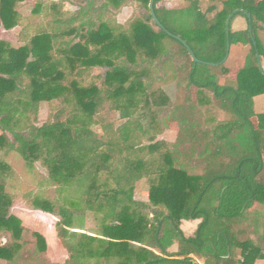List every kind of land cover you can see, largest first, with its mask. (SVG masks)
<instances>
[{"label":"trees","instance_id":"trees-1","mask_svg":"<svg viewBox=\"0 0 264 264\" xmlns=\"http://www.w3.org/2000/svg\"><path fill=\"white\" fill-rule=\"evenodd\" d=\"M24 1L0 0V32L18 28L20 43L0 40V261L48 264L44 236L30 231L27 239L11 213L17 189L4 152L19 154L29 167L39 162L48 172L38 188H53V199L39 192L19 197L57 219L56 238L67 253L62 264L263 261L264 113L255 115L256 125L251 118L254 98L264 95L258 38L264 0H208L205 12L199 0L179 9L154 0L160 26L150 0H133L147 13L120 33L103 20L84 21L97 13L89 5L67 12L37 0L23 16ZM121 2L105 0L100 9ZM239 15L247 29L231 32ZM227 45L229 53L234 45L248 47L234 87L220 83L228 72L221 64ZM173 84L210 92L228 120L207 125L201 101L187 93L171 112L179 126L174 141L159 139L163 126L155 111L171 105L164 88ZM42 103L48 115L39 125ZM113 112L119 125L100 117ZM97 116L100 133L91 129ZM143 182L147 187L139 194ZM143 193L146 200L137 199ZM89 215L97 228H86ZM193 220L200 223L186 237L181 222ZM173 238L178 250L169 253Z\"/></svg>","mask_w":264,"mask_h":264},{"label":"rangeland","instance_id":"rangeland-1","mask_svg":"<svg viewBox=\"0 0 264 264\" xmlns=\"http://www.w3.org/2000/svg\"><path fill=\"white\" fill-rule=\"evenodd\" d=\"M35 1L37 0H25L22 3L21 8H20L21 15L23 16L30 15V11L35 5ZM41 1L51 2V0H41ZM162 1H163V4L167 8H172V9L174 8L179 9V8L187 7L191 2V0H162ZM68 2H70L71 5L73 6L72 10L74 12L77 11L80 7H83V6L85 7L87 5H89L90 9L94 8V10L97 12L96 15L95 14L86 15L83 17L84 21H87L88 19H92L94 20V23L97 25L99 20H103L107 22L109 26L114 28L115 32H118V33L123 32L125 30L126 31L129 30L130 25L134 21L142 20L147 13V10L144 7L137 4L133 0H122V2L119 4L118 7H113V6L108 5L106 9H100L102 8L103 3H105V0H68ZM202 4H203V8H205L207 5V2L205 0H202ZM232 28H233V24H231V29ZM18 31H19L18 28L12 31L1 30L0 40L10 44L11 46H19L20 43L17 40ZM232 56L233 54L231 55V57ZM106 71H107L106 68H102L98 70V73H101V75H104ZM223 85L234 87L235 82H233L232 80H228ZM164 90L171 101L170 103L171 105L155 111V115L157 116V118L159 119V121L161 122L163 126V134L160 136V138H164L170 142L174 141L175 134L179 126H178V123L171 121V112L173 111L174 107L181 105L184 102L185 95L187 93H189L192 99L201 101L199 104V109L204 114V122L207 125L215 126L218 123L228 120L227 116L221 110H219L216 104L213 102L212 94L208 91L200 90L196 87H191L189 91H185L183 87L177 86L175 84L165 87ZM261 99H262V96L256 98L255 101L259 100V102L256 101V104L253 105L254 116L251 118L253 125H256L255 115H257L259 111L264 109V108H261L263 104V100ZM47 115H48V105L46 103H42L40 105V110H39V125L46 122ZM100 117L103 120L114 123L115 125H119L121 123L120 118H119L120 117L119 113L117 112L104 113ZM100 122L101 120L99 119V116H97L92 124L91 129L95 131L96 133H100L101 131ZM3 157L8 162L11 168V172H10L11 184L14 188L17 189L15 192L16 200L13 206L14 213L15 215H18L17 217L23 218L24 221L21 218L19 219L21 220L23 227L28 231L27 239L30 238V233H29L30 231L37 232L34 228L38 229L37 226L39 225H34V223H35V219H39L43 221L45 223V226L49 229L50 234H48V236H49V239L51 240V237L53 234V231H52V227L54 224L53 221L55 220H53L51 216L45 213L41 214V213L36 212V210L33 208H31L33 210H30L29 209L30 207H27L24 203V200H22L19 197L20 194L23 195L28 192H34V193L39 192L44 197L48 199H53L55 197V191L53 190V188H46V189L38 188L39 181L46 178L48 176V172L46 171L44 166L39 162L36 163L33 167L27 166L22 160V157L15 152H4ZM146 187H147V183L143 182L138 187L137 193L140 194L142 191L146 189ZM74 191L75 189L72 190V193ZM139 194L137 196V199L140 198ZM86 219H87V223H86L87 229H94L98 227V222L96 220L97 218H95L92 215H89L86 217ZM172 240H173V244L177 243L174 238ZM46 243H47V240H46ZM173 244L171 245V247L173 246ZM51 246H52L51 251H52V254L54 255L49 256L48 253H46L44 257L45 262L48 264H51V263H56V261H62L64 258L58 259L59 254L61 253L59 248L56 250H53L54 249L53 243H51ZM196 261L198 262V264H202V260L197 259ZM1 264H4V263H1Z\"/></svg>","mask_w":264,"mask_h":264},{"label":"crops","instance_id":"crops-1","mask_svg":"<svg viewBox=\"0 0 264 264\" xmlns=\"http://www.w3.org/2000/svg\"><path fill=\"white\" fill-rule=\"evenodd\" d=\"M191 1H193V0H191ZM199 1H200L201 10L203 12H205L206 9L208 8V6L211 5L208 0H205L207 2V5H206L205 8H203L202 0H199ZM51 2L56 3V4H59L61 11L74 12L72 10V7L73 6L71 5L70 2H68V0H51ZM231 24H233V28L231 29V32H239V31H244V30L247 29V22H246L245 18L243 16H240V15L239 16H236L235 18H233V20L231 21ZM230 28H231V25H230ZM258 38H259L261 44L264 47V31H262V30L258 31ZM247 52H248V47L247 46L234 45V46L231 47L230 53H229L228 58L226 60V67H227L228 72H227L226 75H224L221 78V81H220V83L222 85L225 84L226 81H228V80H232L233 82H235V77H236L237 73L244 66L245 58L247 56ZM232 54H233V56L231 57ZM258 97H261V96H258ZM258 97H256V98H258ZM256 98H254V100H253L254 105L256 104V101L259 102V100H256L255 101ZM261 100H263V104H262L261 108H264V95H262V99ZM254 110H255V108H254ZM262 110H264V109H262ZM262 110L259 111L257 114H263L264 111H262ZM159 139H164V138H160L159 137ZM164 140H166V139H164ZM144 194L145 193H143L141 195V197H140L141 201H145L146 198H147L146 197L147 195L145 194L146 195L145 196ZM12 209L13 210H11V213L13 215H15V213H14V207ZM22 209H24V208H22ZM29 209L30 210H33L31 208H29ZM36 212L41 213V214L43 213V212L38 211V210H36ZM47 215H49V214H47ZM15 216L17 217L18 215H15ZM49 216H51V215H49ZM51 217L53 218V220H55V221H53L54 224H53V227H52V231H53V234H52V237H51V240L52 241L49 239V236H48V234H50V231L45 226V223L43 221H41L39 219H35L34 225H39V226H37L39 230L37 228H34V229L38 233H40L41 235H43L44 238L47 240V244H48L47 245L48 246L47 253H48L49 256L50 255H54V254H52V251H51V248H52L51 243H53V246H54L53 247L54 248L53 250H56V249L59 248V250L61 251V253L59 254V258L58 259H60V258H64V259L62 261H56V263L62 264L67 259V253L62 248V246L59 244V242H58V240L56 238V233H55L54 226H55V223L57 222V219L54 218L53 216H51ZM18 218H21V217H18ZM21 219L23 220V218H21ZM38 222H40V223H38ZM199 223H200V220L182 221L181 222L180 229L183 232L184 236L191 237V236H193L194 232L196 231L197 226H198ZM31 224H33V223H31ZM177 250H178V245L176 243V244H173V246L169 248L168 252L169 253H176ZM193 258H194L195 261L197 259L202 260V264H203V259L202 258H199V257H193ZM1 263H3V262L0 261V264ZM197 264H198V262H197ZM256 264H264V260L263 261H259Z\"/></svg>","mask_w":264,"mask_h":264},{"label":"water","instance_id":"water-1","mask_svg":"<svg viewBox=\"0 0 264 264\" xmlns=\"http://www.w3.org/2000/svg\"><path fill=\"white\" fill-rule=\"evenodd\" d=\"M257 1H259V0H257ZM153 2H154V0H150V3H149V10H150V13H151V16H152L153 21H154L158 26H160V24H159L157 18H156L155 15H154V12H153ZM231 18H232V15H230V16L227 18L226 22H225V24H226V29H225V31H226V35H228V33H229V24H230V19H231ZM247 18H248V21L250 22V16H249V15H247ZM249 32L251 33V28H250V27H249ZM176 39H177L178 41H180V42L182 43V45L185 46V47L187 48L189 56L191 57L192 61L196 64V63L198 62V60H197L196 57L194 56L193 52L188 48V46L186 45V43H185L184 41H182L179 37H176ZM253 43H254V42H253ZM228 55H229V46L227 45V53H226L225 58H224L223 61L221 62V64H223V63L226 62V60H227V58H228ZM257 57H258V56H257ZM258 66H259V69H262L261 61L259 60V57H258Z\"/></svg>","mask_w":264,"mask_h":264}]
</instances>
